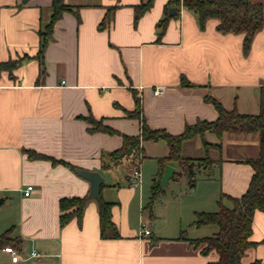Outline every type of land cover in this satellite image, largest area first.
I'll list each match as a JSON object with an SVG mask.
<instances>
[{"label": "crops", "instance_id": "crops-1", "mask_svg": "<svg viewBox=\"0 0 264 264\" xmlns=\"http://www.w3.org/2000/svg\"><path fill=\"white\" fill-rule=\"evenodd\" d=\"M141 1L65 0L71 9L54 24L41 73L39 31L50 20L52 0H0V61L27 55L11 73L0 71V264H212L218 260L215 249L204 254V242L190 241L214 234L217 227L196 226L193 221L200 211L217 210L222 194L240 196L247 190L254 169L245 158L257 156L258 133H224L219 139L206 132L208 141L221 143V148H209L215 161L205 179L209 190L185 202L182 194L165 199L151 212L145 208L150 195L144 192L142 172L140 184L132 183V161L124 159L112 167L104 163L111 151L122 146L123 133H141L140 120L127 114L136 107L135 94L141 97L147 124L175 134L188 123L218 116L207 95L228 109L236 106L241 112L258 113L264 85V27L245 53L244 33L222 32L217 18L208 19L202 28L197 14L182 6L158 38V22L169 0H154L135 22V5ZM112 6L116 9L109 18L106 13ZM182 77L193 85L183 84ZM156 87H162L161 93H154ZM89 114L103 118L119 133L90 131L92 124L85 118ZM159 144L164 146L161 152L156 149ZM143 146L140 170L145 159L157 162L153 184L164 173L158 158L166 156L169 147L152 140ZM188 146L204 148L200 136L185 144L184 153ZM27 150L58 161L30 157ZM168 164L175 172L180 169V180L187 176L180 166ZM117 168L125 176L122 182L113 180ZM77 169L104 176L101 196L114 202L112 217L119 237L101 235L99 202L94 197H89L81 222L73 218L61 225L60 199L89 196L91 182ZM30 184L33 190L25 195ZM223 202L231 204L227 198ZM143 224L151 233H142ZM252 227L250 238L255 244L246 249L242 261L264 263L263 211H255ZM182 231L186 239L179 238ZM5 246L16 249L21 258L13 261ZM34 250L39 255L33 256Z\"/></svg>", "mask_w": 264, "mask_h": 264}, {"label": "trees", "instance_id": "trees-1", "mask_svg": "<svg viewBox=\"0 0 264 264\" xmlns=\"http://www.w3.org/2000/svg\"><path fill=\"white\" fill-rule=\"evenodd\" d=\"M154 0H142L135 5V22L148 10ZM177 8L174 15L170 14V7ZM186 8L197 14L199 24L202 28L210 18H217V28L224 33H244L243 49L248 53L254 36L264 27V3H258L253 0H169L166 6L165 15L158 22V38H160L166 29L168 20L180 12V8ZM52 12L50 20L43 29H40V45L37 57L41 63V73L45 70L44 51L48 43L53 39V28L55 22L71 7L65 0H52ZM116 6L109 7L106 16H112ZM0 61V71L5 69L12 72V69L19 65L26 57ZM182 83L193 85L185 77H182ZM207 100L211 102L218 111V116L213 120L198 119L194 123H188L181 133H171L163 128L150 127L142 114L141 97L135 94L134 110L128 111L131 117H136L141 122V133L130 135L123 133V144L121 147L111 151L108 160L105 161V167H112L130 159L134 165H139L142 158L145 157L143 143L145 141H164L169 147L166 156L159 157L158 161L162 169L168 163L180 166L188 176L189 181H195L198 171H204L209 176V167L214 164V160L209 155L210 147L221 148L220 142L208 141L205 137L206 132L212 131L219 139H222L224 133L233 134H259V150L255 157H247L245 161L250 163L254 169L250 184L247 190L240 196H231L222 194L219 199V207L215 211H200L197 218L193 221L196 226L204 224L216 225L217 230L214 234L190 239L197 244L204 242L205 246L202 252L207 254L210 250L215 249L219 253V258L212 264H264L261 260L256 259L252 262L245 263L242 261L246 249L255 244L251 240L253 231L252 222L254 213L257 209L264 212V85L261 86V108L258 113L241 112L236 106L231 109L226 108L222 102L214 96L207 95ZM92 126L90 131L118 132L110 125L97 119L89 114L85 116ZM201 137L202 145L205 148V156L191 157L184 153L185 144ZM30 157L51 158L54 162L58 161L48 155L38 153L33 150H27ZM74 167V166H73ZM162 174V172H161ZM160 174V177H161ZM181 172L176 171L173 177L180 176ZM160 177L155 179L151 185V195L147 207L151 212L154 201L157 196L164 190L160 184ZM227 198L231 204L223 202ZM89 199L88 195L84 196H64L60 199V223L65 225L73 218L78 222L82 221L84 209ZM101 235L103 237H119L120 231L117 224L113 221L112 206L114 202L98 198ZM181 232L179 238H187ZM155 241L153 240V243Z\"/></svg>", "mask_w": 264, "mask_h": 264}, {"label": "rangeland", "instance_id": "rangeland-1", "mask_svg": "<svg viewBox=\"0 0 264 264\" xmlns=\"http://www.w3.org/2000/svg\"><path fill=\"white\" fill-rule=\"evenodd\" d=\"M161 148L163 149L164 146H162V144H159V147L156 149H158V151L161 152ZM185 154L194 155V156H205L204 148L193 150L192 146L190 147L188 146L186 148ZM156 165H157L156 160H150V159H145L141 163V172H142V179H143L142 185H144V192L147 193V196L151 195L150 194V189H151V184H152L151 174H152L153 168ZM177 171H180V169L178 168ZM206 177H207V173L204 171H201V172L198 171L195 176V181H192L189 183H188L187 176H185L182 180H180L179 176L172 177L166 183V185L163 186L164 190L157 196L156 200L154 201V206L158 203L162 204L164 200L168 198H170L171 200L175 198L177 199L179 198L181 194H182L181 200L183 202L187 201L191 197L194 198L195 196H200L201 192H207V190H209L210 184H209V180L208 182L205 181ZM113 180L118 181V182H122L125 180V176L123 175L122 168H117L115 170V176ZM192 184H195V185L192 186ZM207 196H209V193ZM149 197H147V201H146L147 204L149 201ZM146 207L147 205L145 204V208ZM146 209L147 211L149 210L148 207ZM207 227H208L207 229H209V227H212V225H209Z\"/></svg>", "mask_w": 264, "mask_h": 264}, {"label": "water", "instance_id": "water-1", "mask_svg": "<svg viewBox=\"0 0 264 264\" xmlns=\"http://www.w3.org/2000/svg\"><path fill=\"white\" fill-rule=\"evenodd\" d=\"M177 8L175 6L170 7V14L173 15ZM77 173L91 182V189L89 192V197L100 198L101 187L105 181L104 176L98 171H92L87 169H77ZM175 174V167L173 165L167 164L165 166L164 173L160 179L161 186L166 185L169 179H171Z\"/></svg>", "mask_w": 264, "mask_h": 264}, {"label": "built area", "instance_id": "built-area-1", "mask_svg": "<svg viewBox=\"0 0 264 264\" xmlns=\"http://www.w3.org/2000/svg\"><path fill=\"white\" fill-rule=\"evenodd\" d=\"M161 91H162V87H156L155 90H154V93L155 94H159V93H161ZM131 180H132V183L134 185L140 184V182H141V170H140L139 165H135L133 167L132 172H131ZM32 190H33V185L30 184L24 189V194L25 195H30ZM141 231H142V233H145V234L151 233V231L147 227H145L144 224L142 225ZM3 249L11 253L12 260L15 261V262L18 261V259L21 258L20 254L18 253V251L16 249L12 248V247L5 246ZM31 254L33 256H35V255H39V252L34 250V251H32Z\"/></svg>", "mask_w": 264, "mask_h": 264}]
</instances>
